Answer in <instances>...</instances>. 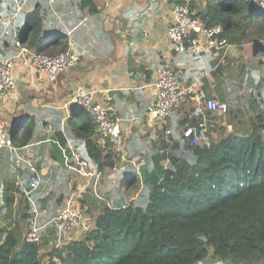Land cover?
I'll use <instances>...</instances> for the list:
<instances>
[{
  "label": "crops",
  "instance_id": "obj_1",
  "mask_svg": "<svg viewBox=\"0 0 264 264\" xmlns=\"http://www.w3.org/2000/svg\"><path fill=\"white\" fill-rule=\"evenodd\" d=\"M19 1L24 7L21 18L15 20V30L41 4L40 9H46L41 17L51 29L45 37L50 39L55 31L66 33L68 41L74 42L72 49L79 57L75 65L55 79H49L32 64L29 54L21 53L11 40L0 47V60L10 58L14 61L16 82L13 91L0 97V120L9 124L11 133L18 129L19 135L29 123L34 128L29 143L17 144L16 149H0V213L9 192L13 193L17 206L21 197L19 189L26 190L23 173L28 176L32 173L23 157L27 151H32L42 184L31 197L39 207L48 209V213L39 216L44 241L42 264H48V259L49 264H60L56 257L51 259L49 251L54 246L64 245L67 239L81 236L79 229L60 234V221L55 219L67 206L71 193L81 191L83 198L77 199L75 204L84 219L93 220L102 210L106 196H118L115 194L118 182L112 179L113 171H121L118 178L125 172L123 166L118 170L110 168L111 171L100 172L97 178L99 171L94 169V162L85 159L88 154L83 141L75 138L71 127L75 122L73 96L77 92H93L95 100L110 106L120 119L122 145L117 151L122 159L123 155L134 156L127 154L129 150H140L129 147L128 143L135 137L148 138L145 151L155 145L161 126L150 117L148 109L156 101L154 82L163 67H172L184 85L196 82L203 100L215 98L228 104L227 111L222 113L209 112L198 103L187 101L175 106L168 118L171 122L202 113V117L208 118L215 139L232 130L251 132L256 124H262L264 132V40L232 41L226 62H220V52L214 50L195 53L190 49L178 52L173 48L167 39V29L173 18L172 2L115 0L106 5L104 0H93L97 11L91 12L88 7L80 8L79 0ZM185 1L200 18L207 12L209 2H217ZM249 95L250 100L245 105L244 100ZM256 101L260 106L254 109ZM59 137L65 138L67 143L61 144ZM107 140L98 137L102 145ZM61 146L67 147L70 164L79 166L74 152L88 161V175L67 167ZM123 160L133 166L129 160ZM135 195L130 194L129 200Z\"/></svg>",
  "mask_w": 264,
  "mask_h": 264
},
{
  "label": "trees",
  "instance_id": "obj_2",
  "mask_svg": "<svg viewBox=\"0 0 264 264\" xmlns=\"http://www.w3.org/2000/svg\"><path fill=\"white\" fill-rule=\"evenodd\" d=\"M79 7L97 11L93 0H79ZM40 8L26 16L15 34L2 36L0 47L19 40L36 52L55 54L67 49L66 33L55 31L50 39L45 37L51 29L41 17L46 9ZM14 12L15 0H0V23ZM201 18L207 25L222 24L223 35L231 43L264 40V10L250 0L209 2ZM74 113L71 127L75 138L83 141L85 159L94 162L99 172L115 164L123 166V186L116 188L118 196L104 198L102 210L89 219L88 230L79 238L67 239L49 251L51 259L56 257L60 264H206L209 258L212 264H264L262 124L251 132L232 130L217 139L210 126L212 143L207 144L194 143L182 133L183 128L201 120L202 113L179 122L168 119L150 150L145 151L148 138L143 136L128 143L140 150L127 154L141 153L146 160L137 175L113 141L98 142L95 124L82 106L75 105ZM18 131L15 128L11 133L15 145L33 139L31 123L21 135ZM59 139L61 144L67 143L65 138ZM32 176L23 173L26 190ZM19 190L17 206L9 192L0 213V264H42L44 241L26 237L31 201L25 189ZM134 193L136 197L129 200Z\"/></svg>",
  "mask_w": 264,
  "mask_h": 264
},
{
  "label": "built area",
  "instance_id": "obj_3",
  "mask_svg": "<svg viewBox=\"0 0 264 264\" xmlns=\"http://www.w3.org/2000/svg\"><path fill=\"white\" fill-rule=\"evenodd\" d=\"M115 0H104L106 5ZM160 3H173L172 7V22L167 29V39L171 42L173 48L178 52L186 50L199 53L201 50H214L220 52V62H226L227 55L232 43L223 35L224 27L222 24L207 25L204 20L198 17L192 10L190 3L185 0H148ZM258 7L264 10V0H250ZM24 3L15 0V12L12 16H6L1 19L2 36L15 34V20L21 13ZM86 18L84 19V21ZM74 42L70 39L68 41L67 49L51 54L48 52L30 51L23 46L19 40L16 45L20 48L21 53H28L32 64L43 71L49 79H55L58 75L66 71L69 67L75 65L79 59L78 54L72 49ZM14 61L10 58L0 60V97L6 96L13 91L16 82L13 76ZM156 101L149 107L148 114L156 123L162 127L167 123L168 118L175 106L187 102L194 101L198 103L202 109L209 112H226L228 104L221 102L215 98L202 99L199 92V87L196 82L184 85L180 82L177 74L172 67H163L158 71L154 82ZM74 104L82 106L93 120L96 128V134L101 138L113 141L116 147L122 145V126L120 119L114 115V111L107 104L96 101L94 94L91 91H79L73 96ZM73 111V115H74ZM210 124L207 117H203L195 124L188 125L183 128V135L191 136L194 143L205 142L212 143V137L209 132ZM171 129H167L169 134ZM16 149L14 140L12 138L9 124L6 121L0 120V149L3 148ZM65 155V161L69 169L77 170L84 175L89 172L86 169L89 167L87 160L81 159L77 153H73L79 166L70 164L67 147L61 146ZM34 153L27 151L26 157L23 161L27 163L32 179L30 181V188L26 190V195L31 201V218L29 221V231L27 239L30 241H41L39 216L48 213L47 208H40L38 204L32 199V192L36 191L42 184L41 172L33 162ZM19 158H22L20 156ZM123 159L129 160L135 167L136 174H141V167L145 165L146 160L142 154H136L131 157L123 155ZM118 165L113 166V170H118ZM94 175V173H91ZM100 172L97 173L99 178ZM83 198L81 191L71 193L67 206L58 214L55 219L60 221V234L70 233L80 230L84 233L90 226L89 220L84 219L81 210L76 206L77 199ZM16 207V206H15ZM14 207V208H15Z\"/></svg>",
  "mask_w": 264,
  "mask_h": 264
},
{
  "label": "rangeland",
  "instance_id": "obj_4",
  "mask_svg": "<svg viewBox=\"0 0 264 264\" xmlns=\"http://www.w3.org/2000/svg\"><path fill=\"white\" fill-rule=\"evenodd\" d=\"M246 96H247V95H246ZM250 96H251V95H249L248 98L246 97V99L244 100V101H245V103H244L245 105L248 104V101L250 100ZM258 106H259V105H258V103H257V101H256V102L253 104V108L256 109ZM258 108H259V107H258ZM245 112H247V111H245ZM159 123L162 124L161 122H159ZM109 170H110V169H109ZM110 171H111V170H110ZM120 172H121V171H118V172H114V171H113V174H112V179H113L114 181H117V182H118L117 187H119L120 184H121V186H123L122 179H121V178H118L119 175L121 174ZM135 196H136V195H135ZM206 264H212V260L209 258Z\"/></svg>",
  "mask_w": 264,
  "mask_h": 264
},
{
  "label": "water",
  "instance_id": "obj_5",
  "mask_svg": "<svg viewBox=\"0 0 264 264\" xmlns=\"http://www.w3.org/2000/svg\"><path fill=\"white\" fill-rule=\"evenodd\" d=\"M48 264H49V259H48Z\"/></svg>",
  "mask_w": 264,
  "mask_h": 264
}]
</instances>
